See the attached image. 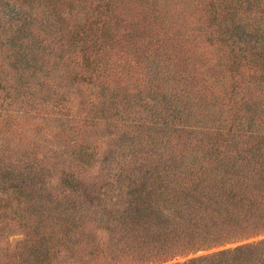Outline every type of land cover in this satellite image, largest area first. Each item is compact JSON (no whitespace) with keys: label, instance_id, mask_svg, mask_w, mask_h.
Returning <instances> with one entry per match:
<instances>
[{"label":"trees","instance_id":"1","mask_svg":"<svg viewBox=\"0 0 264 264\" xmlns=\"http://www.w3.org/2000/svg\"><path fill=\"white\" fill-rule=\"evenodd\" d=\"M6 1L14 3L18 0ZM155 1L157 4L162 0ZM191 1L187 2V13H205L207 29L203 28L204 37L201 40L207 42L209 48L216 49L217 58L211 66V77L227 76L226 68L230 69L231 74L240 75L235 81L233 105L225 103L228 94L214 89L211 77L200 84L186 69H182L186 55L201 50L202 45L197 38L186 39L185 43L178 42L177 50L180 53L176 49L177 53L171 52L172 58L176 59L177 70L173 65L168 69L167 63L172 58L162 54L160 58L167 69H156L157 66L154 76L141 72L145 83L128 81L126 85H134L132 91L137 94L147 93V97L149 94L151 101L156 98L154 105L160 107V112H169L173 108L193 120L202 117L214 120L215 124L210 122L206 125H212L205 128L195 127L189 137L190 127L179 120L170 125L174 130V136L171 133L170 139L172 143L165 140L164 135L158 142L159 129L154 126L153 120L161 114L147 110L144 119H132L124 132L123 129L121 132L115 129V140L121 142L120 147L128 150L121 160L113 164L116 170L113 179L116 182L108 180L107 189L99 190L100 201L107 202V205H100L99 201L95 204L85 202L79 196L82 192L77 197L72 193H62V197L54 198L53 202L42 200L38 198L36 189L33 194H28L31 190L13 185L0 170V190L9 192L7 197H0V264H158L171 259L172 251L185 249L187 252L183 256L191 254L192 257L178 264H264V238L225 248L264 234V129L255 135L245 131L248 129L246 122L250 120L244 117L246 111L252 108L259 111V122L264 124V0H216L217 4L215 0H203L202 4L197 3V9ZM45 8L40 1L37 8L17 7L16 14L26 25L33 23L34 26L42 14L47 15ZM105 9L108 12L106 16L110 18L113 10L108 4ZM47 16V20L43 19L40 23L42 29L60 25L59 17ZM240 30L245 33L242 43L236 37ZM4 32L9 37L13 34L10 30L4 31L0 25V76L3 77L0 78V99L9 94L10 99L12 97L17 103L18 110L23 109L26 115L32 113L29 120L34 124L36 118L39 121L41 113H49L48 104L55 105L58 114L64 112L58 99L55 103L43 99L50 88L36 97L22 94L21 88L31 85V82L38 88L42 83L36 82V77H32L28 83L23 78L32 68L29 67L31 64H25L28 60L25 55L27 50L22 48L21 43L29 45L34 41L24 37L21 42L14 36L9 42ZM34 33L40 35L36 30ZM70 34L76 45L74 47H79L85 63L84 72L91 70L93 73L90 72L86 78L84 72H77L72 67L65 73L62 69L61 74L58 73H63V84L57 83L59 90L68 88L66 85L70 82L77 85L72 88L84 117L88 116L86 104L92 106L89 109L91 115L85 119L87 122L89 118L90 121L99 122L104 117L120 121V117L111 114V109H106L113 100L102 102L103 95L93 92L97 86L105 84L101 78L98 79V76L101 77L99 61L88 55L97 54L94 52L96 39L84 29ZM67 55L68 58L58 49L49 56L52 59L61 57L59 61H63L66 68L72 62V55ZM18 57L24 63L16 65ZM105 57L107 55L103 53L99 60ZM153 65L156 64L153 62L148 67L152 70ZM250 66L254 67L253 71L245 77ZM129 70L126 68V71ZM127 86L125 89L128 92ZM114 91L117 92L116 88ZM97 105L101 108H95ZM240 125L245 127L241 133L242 145L234 148L229 143ZM226 136L230 138L226 139ZM78 145L75 144V153L86 146L76 147ZM193 152L199 158H184ZM85 154L86 151L81 157ZM234 170H238L239 174ZM72 175H67L65 184L72 185ZM79 176L95 185L89 174L81 173ZM152 181H156L157 186ZM120 189H126L131 196L125 198L123 206L107 198L108 194L111 196ZM83 212H86L87 221L80 218ZM186 221H190L187 226ZM153 223L157 225L155 231L150 230ZM16 230L21 235L11 240ZM153 242H160L158 247L164 251L163 261L157 259L146 263L142 259L146 258L145 253H151L147 257L155 255L152 253ZM212 249L218 250L197 256ZM66 251L70 254H66Z\"/></svg>","mask_w":264,"mask_h":264},{"label":"rangeland","instance_id":"2","mask_svg":"<svg viewBox=\"0 0 264 264\" xmlns=\"http://www.w3.org/2000/svg\"><path fill=\"white\" fill-rule=\"evenodd\" d=\"M40 1L46 6L47 15L60 18L58 27L50 26L46 30L42 29L40 23L43 19L47 20V15L42 14V17L38 18L37 26H33V23L26 25L23 19L19 18L20 15L16 14L18 12L17 7L37 8ZM155 2V0H18L12 3L0 0V25L3 26L4 31L10 30L13 33L9 37V34L4 32L7 40L10 42L15 36L21 42L24 37L34 41L33 44L29 45L25 42L21 43L22 48L27 50L25 55L28 60L25 64H31L29 67L32 68L30 72H27L28 74H24L26 76H23V78L24 82L28 83L31 82L32 77H36L35 81L42 83L38 88L31 82V85L21 88L22 94L36 97L42 93L45 94L44 91L50 88V92L43 99H48L50 103H55V100L58 99L60 105L64 107V112L58 114L57 107L48 104L53 113L50 110L49 113H41V116H38L39 121L36 118L34 124L29 120V115L32 113L26 115L23 109L18 110L17 103L14 102L12 97L10 99L9 94L0 99V170H3L4 176L10 179L13 185L21 187V189L26 188V191L31 190V193L27 192L28 194H33L34 189H36L38 198L50 202H53L54 198H61L62 193H72L77 197L82 192L79 196L85 202L92 201L95 204L99 201L100 205H107V202L100 201L99 190L107 189L108 180L113 183L116 182V179H113L116 174L113 164L115 161L121 160L123 158L121 156L126 155L128 150V148L123 149L120 147L121 142L115 140V134H113L115 129L119 132L123 129L124 132L132 119L135 121L140 118L144 119L147 110L151 113L161 114V116H158L159 119L157 117L153 120L154 126L159 129L157 130L158 142L162 140L163 135L165 140L171 141V133L174 136V130L170 125L174 122L178 123L179 120L184 123L183 125L190 127L188 128L189 137H191L190 133L194 132L193 128H205L212 125H206L210 122L215 124L214 120L209 121V119L202 117H195L194 121L193 118H189L183 112L176 111L173 108L169 112H160V107L154 105L156 98L151 101L149 94L148 97L147 93L137 94L132 91L134 85H126L128 81H131L130 83L134 81L145 83L144 78L141 77V72L151 73L154 76L157 66L156 69H167L166 63L162 62L160 55L167 54L168 58H172L173 54L171 52L178 49V42L185 43L186 39L193 38H197V41L202 45L201 50L191 54L196 57L186 55V62L182 65V69H186L200 84L212 76L211 66L216 63L217 55L215 54L216 49L209 48L207 42L204 43L201 40L204 37L203 28L207 29V23L204 22L205 13L200 11H195L191 15L187 13L188 0H162L157 4ZM191 2L194 6H198V4H202L203 0H192ZM107 4L113 10L111 16H109L110 18L106 16L108 15L107 9H105ZM197 6L195 9H197ZM39 10L44 13L40 8ZM51 18L53 19V17ZM4 20L11 22L5 23ZM83 29L91 32L96 39L94 52L97 54L88 53V55L90 58H94L93 60L99 61L98 65L101 69L98 72H100L101 77L98 76V79L101 78L105 83L102 86H97L93 92H99L103 95L102 102L104 100L108 101V99L113 100L111 101L112 104L106 106V109L107 107L109 110L111 109V114L120 117V121L115 122L113 118L104 117L99 122L90 121V118L87 122L85 119L91 115L89 109L92 106L86 104L88 116L84 117L85 114L80 111L75 97L76 93L73 91V88L77 85L70 82L66 85L68 88L63 87L60 90L57 86V83L63 84L62 75L69 71L70 67L77 72H84L85 63L82 60L79 47H74L76 45L70 37L71 32H80ZM34 30L40 35L36 36ZM236 37H239L238 42L242 43L245 37L243 30H240ZM58 49L65 54L66 58H68L67 54L72 55V62L67 64L66 68L63 66L64 62L59 61L61 57H53L52 59L49 56ZM177 51L180 53L179 50ZM189 51L191 52V49ZM103 53L107 57L99 60V57H103ZM59 55H61L60 52ZM15 62L16 65L24 63L23 59H19V57ZM153 62L156 65H153L151 70L148 66H151ZM167 65L168 69L172 65L176 70L178 69L176 59L172 58ZM119 66L130 70L126 71V68L121 69ZM253 68V66H250L244 76L247 77L249 73H252ZM62 69L63 73L59 75L58 73L61 74ZM90 72L93 73L91 70H86L83 75L87 78L90 76ZM225 75L227 76L222 75L217 79L211 77L210 82L213 83L214 89L220 93L228 94V96H225L226 100L224 101L233 105L235 99H233L232 94L236 91L234 89L235 81L240 75L231 74L229 68L225 69ZM252 76L257 75L253 74ZM0 78L3 77L0 76ZM106 84L111 86H106ZM125 86L129 88L128 92ZM114 88L117 92L114 91ZM75 91L77 92L76 89ZM99 107L101 108L100 105L95 106L97 109ZM36 108L39 109L40 106H36ZM45 111L48 112V109H45ZM65 111H69V113L67 112L68 115ZM246 112L244 117L250 121L246 122L248 129H245V131L248 130L254 135L262 133L264 124L259 122V111L250 108ZM219 117L220 120L221 116ZM121 121L123 124H121ZM166 121L169 123L165 124ZM75 123L76 125H74ZM244 128L241 126L238 128L239 131L233 134V138L229 143L232 147H241V133ZM68 133H71V135ZM225 138L228 139L230 136ZM179 142L182 143L181 140ZM77 143L79 145L76 147L86 146L82 151L75 153L73 150ZM166 143L167 141L165 145H167ZM85 151L86 154L81 157ZM195 157L199 158L194 152L184 156L185 159H194ZM232 167L236 169L235 165H232ZM234 171L239 174L238 170ZM81 173L89 174L95 181V185L88 182L85 177L79 176ZM70 174L72 175V185L65 184V178ZM153 183L157 186L156 181ZM8 194L9 192L0 190V197H7ZM145 196L147 195L145 194ZM130 197L126 189L114 191L111 196L109 194L107 196L109 200H115L122 206L125 198ZM83 214H80V218L82 221H87L86 212H83ZM153 216L156 218L155 215ZM189 222L186 221V226ZM156 227L157 225L153 223L150 225V230L155 231ZM166 231L167 229L162 234L157 232L155 234H158L157 238H160ZM19 235H21L19 230L13 231L11 240L19 237ZM262 238H264V234L227 245L225 248L235 247ZM158 245H160V242H153L152 253L155 255L147 257L151 253H145L146 258L142 259L146 263L157 259L159 262L163 261L161 258L164 256V251ZM217 250L200 252L197 256ZM186 252L187 249L172 251L170 253L173 256L171 259L167 258L168 260L158 264H178L186 261L192 257L191 254L183 256ZM66 254L70 253L66 251Z\"/></svg>","mask_w":264,"mask_h":264}]
</instances>
